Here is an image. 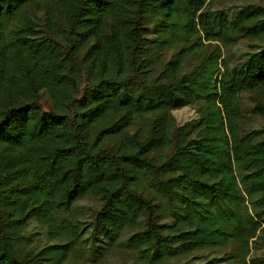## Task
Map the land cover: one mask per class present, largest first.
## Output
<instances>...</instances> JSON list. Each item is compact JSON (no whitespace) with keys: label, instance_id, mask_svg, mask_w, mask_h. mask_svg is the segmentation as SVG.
Returning <instances> with one entry per match:
<instances>
[{"label":"trees","instance_id":"1","mask_svg":"<svg viewBox=\"0 0 264 264\" xmlns=\"http://www.w3.org/2000/svg\"><path fill=\"white\" fill-rule=\"evenodd\" d=\"M211 4L0 0V264H64L127 229L151 264L196 250L179 264H264L250 255L264 124H241V95L264 85V4ZM202 31L258 43L236 63L210 43L186 71ZM192 103L199 116L174 129L168 109ZM253 111L264 119L263 103ZM85 197L101 202L91 224Z\"/></svg>","mask_w":264,"mask_h":264},{"label":"rangeland","instance_id":"2","mask_svg":"<svg viewBox=\"0 0 264 264\" xmlns=\"http://www.w3.org/2000/svg\"><path fill=\"white\" fill-rule=\"evenodd\" d=\"M249 3L264 4V0H212L211 8L228 10L229 13L239 9L240 7ZM31 13H37L39 17L44 15L45 9L32 7ZM151 35H153L151 33ZM203 39L205 43L209 45L204 48L203 52L195 51L188 55L185 63L186 71L194 69L201 62L202 54H208L213 46L210 43L217 44L221 47L223 56H227L231 59V63H236L244 59V55L247 51L253 50L258 43V40L251 38H241L235 44L227 46L224 39L219 40H206L205 34L202 31ZM174 49L166 51L165 58H170ZM219 75V74H218ZM219 85V82H218ZM47 97L44 96L43 101L46 102ZM264 104V85L255 88L251 91H246L241 95V108H242V120L241 124L245 130L260 127L264 124L263 117L253 111L255 105ZM199 103H192L181 107H172L168 109L169 116L171 118V125L174 129L185 124L186 122L196 119L199 112ZM170 152V149H169ZM165 154V152H164ZM77 215L91 224L94 220V216L101 208L100 200L93 197H85L79 202ZM249 207V206H248ZM171 218L169 216L162 218L160 222L169 223ZM132 229L122 231L119 238L112 247L106 246L103 238H98L92 243L90 247L85 248L83 251H77L71 254L69 259L64 264H151L146 257L140 254L138 248L129 243L128 237L132 233ZM91 241L88 242V246ZM232 246L224 248L220 252L232 250ZM250 255H258L264 257V232L258 231L257 234L250 240ZM203 251H192L187 255H179L164 259L155 264H179L184 261H188L193 257H199ZM153 264V263H152Z\"/></svg>","mask_w":264,"mask_h":264}]
</instances>
